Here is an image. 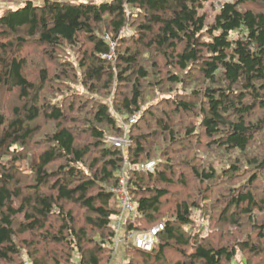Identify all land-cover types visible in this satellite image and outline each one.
<instances>
[{
    "label": "trees",
    "instance_id": "16d2710c",
    "mask_svg": "<svg viewBox=\"0 0 264 264\" xmlns=\"http://www.w3.org/2000/svg\"><path fill=\"white\" fill-rule=\"evenodd\" d=\"M207 2L25 0L2 10L0 94L17 93V101L8 113L0 103V264H103L117 243L123 174L136 207L124 233L164 225L152 251L132 244L144 264L168 249L185 258L175 264H234L238 247L243 264H264V221L240 244L190 231L200 184L218 177L249 175L223 210L235 208L232 223L264 210V184L256 185L264 183V0L224 1L212 22ZM126 27L134 32L123 35ZM106 35L117 40L115 60ZM115 86L124 91L112 103L93 97L108 98ZM32 146L38 161L23 174L16 163ZM203 148L224 152L220 170ZM151 160L154 172L131 167ZM190 174L197 199L179 200ZM177 185L172 215L161 221Z\"/></svg>",
    "mask_w": 264,
    "mask_h": 264
},
{
    "label": "rangeland",
    "instance_id": "374dc122",
    "mask_svg": "<svg viewBox=\"0 0 264 264\" xmlns=\"http://www.w3.org/2000/svg\"><path fill=\"white\" fill-rule=\"evenodd\" d=\"M10 1L12 2L13 0ZM224 1H232V0H208L202 12H205L207 14L209 22H212L214 20L218 12V8ZM14 2H16V0H14ZM11 6L12 7H8V8L17 7V5H11ZM130 11L131 9H129V12ZM0 12H1L0 14H2V11ZM123 32H124L123 35H130L134 31L129 27H126V29ZM112 42L114 43V51L111 53V55L109 54L106 56H108V59L115 60L117 57L116 48L118 43L117 40ZM34 49L35 48H30L28 49V52L33 53ZM66 53L71 55L72 60H74V62L76 61L77 54L75 50L71 48H67ZM73 86L72 88L74 89V92L85 93V95H88V92L82 85L73 84ZM123 91L124 89L120 90L118 86H115L113 87V92L110 95V97L105 98L104 96H99V95H94L93 97L98 99L102 98L103 100L112 103V101H114L115 96L118 97L120 93H122ZM62 99L63 97L61 95H58V100H62ZM16 101H17V93L14 94L11 92L4 91L0 94V103L2 104L3 108L7 113L10 112V109L14 106V103H16ZM113 112L115 113V110H113ZM120 121L124 126V128H129L130 127L129 125L132 124L131 123L128 125L126 123H123L122 120ZM49 127H50L49 125L46 126L44 125V130L48 129ZM122 139L123 138L109 136V141L114 142L115 140L116 145L119 142H121ZM157 143L160 144L161 141L159 140ZM127 145H130L129 140L125 141L124 143L121 142V146L127 147ZM38 149L39 148L37 146H32L30 150L24 152L25 157L17 161L16 164L20 167L23 174H29L31 172V168L37 163L38 155H39ZM124 151L127 154V150L124 149ZM201 151H202L201 154H203L206 159L208 158L207 160L213 161L214 167L217 170H220L221 167H223L222 160L225 159L223 158L224 152L222 150L220 149L212 150L210 155L206 153L205 148L201 149ZM188 177H189L188 178L189 189L186 188V190L182 192L181 197H179V200L187 198V196L190 194L193 195V192L197 191L199 187L198 180H196L192 176V174L188 175ZM225 178L227 179V177H222V178L218 177L214 181L200 184L203 190H205L207 186L211 188V190L207 194H205L206 192L202 190V193L200 194L202 195V197L199 198L198 208L193 209L194 213L192 218L194 223H193V228H190L191 235H193V237L198 236L199 239H206L208 243H212L215 245H224L232 242H233L232 244H234V242L240 244L244 242L247 239V237L250 236L251 234L253 236H256L257 231L254 228V223L258 224L264 221V210L262 211H258L257 209L254 210V214H255L254 221L253 219L249 220L248 216L246 215L239 216L237 219L238 222H236L237 224L232 223L231 220L229 219L231 213L235 211L234 207H232V209L227 213V215H223V210L226 207H228L230 201L229 197H230V193H232L234 189L233 187L237 185L240 186L247 184L249 181V175L248 174L243 175L237 178L235 181H228ZM263 178H264V174H263ZM262 184H264L262 181L256 183V185H262ZM179 187H180L179 185L173 186L170 191L171 194H169L166 198H164L163 200L164 204L162 209L163 215L162 218L160 219L161 221H165L172 215V211L174 210V203H176L177 194H179V191L181 190L179 189ZM263 195H264V190L261 189L258 193V197H263ZM206 198H208V200H205ZM194 199H197V195H193L192 200ZM122 225L123 226H121L120 228L117 227L118 242L116 243V246L114 248L115 250L114 252H112L111 256L105 258L103 264H129L130 262H138L139 264H144L143 258L132 249L133 243L128 240H124L125 222ZM142 225L143 227L151 226V224H147V223H142ZM237 249L238 252L236 254L234 264H243L242 259L243 256H246V253L242 252L240 250V247H238ZM188 252L189 253L192 252L191 247L188 248ZM23 257H24L23 259L25 260L26 256L24 255ZM184 259L175 251L168 249L167 254L164 257H162L160 262L155 264H175L178 260L183 261ZM259 259H257L256 262H258ZM27 264H31V262H27Z\"/></svg>",
    "mask_w": 264,
    "mask_h": 264
},
{
    "label": "built area",
    "instance_id": "2783aa9c",
    "mask_svg": "<svg viewBox=\"0 0 264 264\" xmlns=\"http://www.w3.org/2000/svg\"><path fill=\"white\" fill-rule=\"evenodd\" d=\"M78 1L88 2V1H94V0H78ZM97 1H100V0H97ZM106 39L110 40L109 43L111 46V51L113 52L114 43L112 42V40L110 39L108 35H106ZM135 120H136V116L130 120V123H134ZM125 141H128L126 136L121 140V142L124 143ZM121 142H119L117 145L121 146ZM114 143H115V140H114ZM156 166H157V162L155 160H151L145 163H141L139 165H133L131 167L135 170H140V171H145V172L146 171L154 172L156 169ZM115 192L120 202V206L122 208L121 215L117 218V222H118L117 226L118 228H120L121 226H123L122 224L125 222L126 216L134 217V213L136 210L135 203L133 202L130 191L128 190L126 174L122 175L119 186L115 189ZM163 229H164V225L163 223H160L158 225H155L154 227H151L148 231L126 232L124 236V240H128L132 242L133 245H135L137 248L142 249L144 251H152L157 242L158 235Z\"/></svg>",
    "mask_w": 264,
    "mask_h": 264
},
{
    "label": "crops",
    "instance_id": "0c3cea01",
    "mask_svg": "<svg viewBox=\"0 0 264 264\" xmlns=\"http://www.w3.org/2000/svg\"><path fill=\"white\" fill-rule=\"evenodd\" d=\"M24 1H22V0H16V2H14V0H13L11 2L10 0H0V11H2V9L8 8V7H12L11 5H20ZM38 1H41V0H38Z\"/></svg>",
    "mask_w": 264,
    "mask_h": 264
}]
</instances>
